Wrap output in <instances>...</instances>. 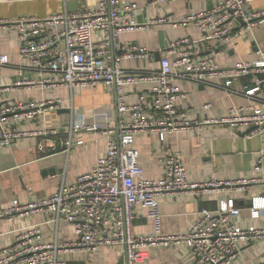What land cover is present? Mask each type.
<instances>
[{
  "label": "built area",
  "instance_id": "obj_1",
  "mask_svg": "<svg viewBox=\"0 0 264 264\" xmlns=\"http://www.w3.org/2000/svg\"><path fill=\"white\" fill-rule=\"evenodd\" d=\"M146 1L155 5L178 0ZM253 1L217 0L213 7L189 13L175 21L174 25L193 24L199 37L186 36L171 41L162 52L159 69L138 74L126 73L120 67L122 59L153 58L147 48L120 40L123 33L143 27L134 18L138 4L132 0H99L92 10H67L43 19L21 17L0 21V26L6 23L19 31L22 39L19 52L24 60L35 70L50 72L57 77L42 78L39 83L47 87L71 88L100 84L113 86L119 115L117 130L103 126L109 135L108 151L97 159L90 172L73 182L63 180L46 199L28 203L15 199L11 207L0 211V220L47 212L56 223L74 225L78 241L44 242L41 240V227L33 225L19 231L14 243L0 251V264H67L59 258L64 250L79 247L91 252L106 246L122 249L126 253L127 264H140L146 257V249L159 244L187 246L195 264H233L242 251L243 243H254L264 238V227L244 225L239 221L241 210L230 207L226 201H221L216 213L203 208L187 232L164 233L160 198L179 193L200 196L248 181L192 182L182 156L171 150L164 157L165 173L158 179H147L139 163V151L134 146L137 134H153L165 141L170 134L209 123L245 128L250 138L264 135V94L247 105L230 107L219 119L200 122L189 119L179 108L178 101L183 93L174 83L176 78H180L201 84L221 76L225 87L232 88L240 77L264 74L262 59L240 61L224 69L219 63L224 46L232 37L264 24V10L247 8V4ZM166 21L159 18L150 23ZM94 31H103L102 37L94 39ZM8 62V55H0V64ZM253 82L264 93V76H254ZM130 86L139 91L135 101L130 100L127 91ZM61 102V99H55L28 104H0V147L9 146L22 136L35 135L43 138V144H40L43 148L47 137L59 135L62 129L67 128L69 138L63 144L69 149L72 146L71 135L76 131L96 132L102 129V125L87 121L78 112L69 123L62 125V129L28 131L17 126L16 119H35L47 108H59ZM116 133L117 137L114 136ZM82 143L78 141V144ZM263 162L264 153L258 163L261 165ZM137 207L145 209L153 220V233L135 232ZM251 214L253 218L264 215V199L253 201Z\"/></svg>",
  "mask_w": 264,
  "mask_h": 264
},
{
  "label": "crops",
  "instance_id": "obj_2",
  "mask_svg": "<svg viewBox=\"0 0 264 264\" xmlns=\"http://www.w3.org/2000/svg\"><path fill=\"white\" fill-rule=\"evenodd\" d=\"M138 7L134 18L143 25L132 32L123 33L122 42H134L150 50V60L122 59L120 67L126 73L138 74L155 71L160 67L162 52L171 41L181 37H199L193 24L174 22L189 13L211 8L217 0H178L174 3L149 4L146 0H132ZM99 0H0V21L16 20L21 17L40 19L67 10H92ZM253 11L264 10V0H254L247 4ZM164 18L163 23L150 21ZM103 31H94V39L102 37ZM22 39L19 31L3 24L0 26V55H8L9 62L0 64V104L37 103L45 100L61 99L59 108H47L35 119H16L21 130L62 129L76 112L83 114L87 121H96L102 129L96 132L76 131L71 135L72 146L63 144L69 134L62 129L59 135L47 137L43 144L41 136L27 135L14 140L9 146L0 147V211L12 206L15 199L28 203L50 197L63 180L73 182L90 172L97 159L107 154L109 135L104 125L117 130V93L113 86H54L39 83L42 78L57 79L50 72L35 70L20 56ZM264 24L254 26L243 35L232 37L224 46L219 59L221 68H230L240 61L264 60ZM172 58V57H171ZM250 74L240 77L232 88L224 85V78L215 76L207 83L197 84L176 78L183 95L178 101L179 108L189 119L204 121L219 119L232 106H243L262 97L263 91L253 82ZM32 81V83H29ZM235 90V91H234ZM130 100L135 101L139 92L127 87ZM209 104V107L206 105ZM117 134V133H116ZM116 134L114 135L115 137ZM78 141H83L78 144ZM41 144V145H40ZM135 148L139 151V163L147 179H158L165 173L164 157L171 150L182 156L188 178L192 182L210 180H246L245 184L220 188L204 195L179 193L159 199L162 213V230L167 234L185 233L200 215L203 208L216 213L221 201L230 207L239 208V221L244 225L264 227V215L252 217L255 199H264V162L258 163L264 153V135L250 138L245 128L223 124H202L198 128L170 134L165 141L153 134H137ZM260 166V168H259ZM259 168V169H258ZM254 199V200H253ZM136 233L154 232L153 220L141 207L135 209ZM39 225L44 242L73 243L78 241L74 225L56 223L49 213L39 212L12 220H0V251L10 247L24 228ZM241 253L233 264H260L264 261V238L254 243H243ZM59 258L67 264H127L126 253L115 246L99 247L86 251L79 247L64 250ZM140 264H195V259L187 246L153 245L146 249V257Z\"/></svg>",
  "mask_w": 264,
  "mask_h": 264
},
{
  "label": "water",
  "instance_id": "obj_3",
  "mask_svg": "<svg viewBox=\"0 0 264 264\" xmlns=\"http://www.w3.org/2000/svg\"><path fill=\"white\" fill-rule=\"evenodd\" d=\"M116 136H117V134H116Z\"/></svg>",
  "mask_w": 264,
  "mask_h": 264
}]
</instances>
